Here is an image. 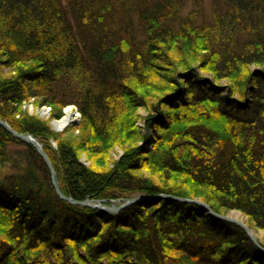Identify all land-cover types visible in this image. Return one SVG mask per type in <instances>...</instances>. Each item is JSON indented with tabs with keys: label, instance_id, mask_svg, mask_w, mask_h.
I'll use <instances>...</instances> for the list:
<instances>
[{
	"label": "trees",
	"instance_id": "16d2710c",
	"mask_svg": "<svg viewBox=\"0 0 264 264\" xmlns=\"http://www.w3.org/2000/svg\"><path fill=\"white\" fill-rule=\"evenodd\" d=\"M192 1L0 0V118L41 142L67 197L107 206L135 193L199 198L215 213L236 211L264 232V73L251 75L246 94L249 72L241 73L245 63L264 70V0H213L208 16L199 13L202 0ZM181 41L199 47L207 74L241 83L234 93L246 96L247 105L194 73L184 81L185 94L176 96L182 85L172 76L185 67L174 68L173 112L167 125L159 124L155 149L141 158L140 147L124 143L130 118L144 106L136 87L166 63L159 46ZM29 98L53 111L75 105L80 135L58 137L51 150L37 122L15 119ZM208 100L224 129L187 128L188 116ZM148 137L145 131L135 140ZM10 145L24 148L32 172L0 176V264H264V251L241 227L192 203L156 198L118 212L67 203L55 195L34 148L0 126V160ZM115 146L124 153L108 180L109 168H99ZM82 148L95 168L78 163ZM145 162L159 175L136 174Z\"/></svg>",
	"mask_w": 264,
	"mask_h": 264
},
{
	"label": "rangeland",
	"instance_id": "374dc122",
	"mask_svg": "<svg viewBox=\"0 0 264 264\" xmlns=\"http://www.w3.org/2000/svg\"><path fill=\"white\" fill-rule=\"evenodd\" d=\"M191 1L192 0H190V2ZM212 1L213 0H202V4H201L202 9L201 10L199 9L200 15H203V14L204 15L206 14V16L209 15V13L211 11L210 4ZM190 2H188V3H190ZM188 9L189 8H187V10ZM159 48H161V50L163 52V57L166 59V63H159L158 62L159 63V65H158L159 70H157V72H159V75H154L153 77H151L148 80L147 85L144 84L143 86L136 87V91H137L138 95L140 96V99L143 102L144 106L135 109L134 114L132 115V118L129 117L131 119V123L134 125H133V127L132 126L129 127V130H127V137H125V141H124V143L126 142V145L130 144L129 147H131L132 145H136V146L140 147L139 152L142 153L141 158H142V156H145L147 158L150 155V153L153 151V149H155V146H156V145H154L155 144L154 143L155 137L161 136L163 133V128H164V127L161 128L159 126L161 125V123H163L164 125H167L168 124L167 123V121H168L167 116L169 114H172V112H173L171 109V106L170 105L168 106V104L170 103L169 97H171L169 94L171 93L174 86L168 87V85L172 83V81H171L172 79H169L168 77L171 74H173L171 71L174 68H181L182 65L185 67V69L183 68L182 70L177 69L178 70L177 74L172 76V77L176 78V79H173V81L175 80V85L179 84V82L182 85L180 87L179 92L176 93V96H181V94H183V93L185 94L186 91H185L184 81H186L188 78H190L189 74L194 73L196 76H199L200 78H202V80H209L211 82V84L215 87L218 94L226 95V96L230 97L232 100H238L240 105H244L248 102L246 96L242 100L241 99L239 100L237 93H234V92L240 91L241 83L238 84L237 81L232 82L227 77L221 78V79H219V78L215 79L214 76H211L209 73L207 74V72H208L207 71V69H208V66H207L208 61L207 60L208 59H202L200 62H198V58H200V56H201V55L198 56L199 54H201L199 47L192 46V45L188 46V45H186L185 42L181 41L177 45L171 44V45L159 46ZM160 55H161V53H160ZM205 64H207L206 65L207 67H203V65H205ZM243 66H244V68L241 70V73H245V76L247 77V71L249 72L248 80H247L246 86H245V94H246L248 91L247 87H248V84L250 83V78H252L251 75L257 71L264 73V70L260 67H257L253 64H248V63L247 64L245 63V65H243ZM26 67H27V65L22 64V65H20L19 68L24 69ZM187 69H189V70H187ZM9 75H10V77L16 76V74L13 75V73H9ZM245 76L243 74L242 78H245ZM231 93L233 95H231ZM206 96H208V95H206ZM164 99H165V101H163ZM211 100L200 103L198 105L196 111H195V114H193V116L189 113L190 115L188 116L186 121L190 125L189 126L187 125V128L193 126L191 124H194V126H196L198 124H204V125L210 124V125L214 126L215 128H217L218 130H219V128H220V130L224 129V128H222L224 125L223 119H221L218 116V114L216 113L214 106L211 105L215 102L213 101V103H211L212 102ZM36 101H37V99H35V98L27 99L21 105V110L19 112L21 115L15 116V119L18 122H20V121H22L23 118L28 117V118H31L32 120H34L35 122H37L38 126L41 127L39 133L43 137L47 136L46 142L50 146L51 150L56 151L58 149V145H59L58 140H57L58 137L61 139H65V138H70V137L74 138V136L80 135L79 133H80V130L82 129L83 122H82V116H81L78 108L75 105L70 104V105H64L61 107L56 106L54 108V111H53L51 106H45L46 108H44V110L42 111L43 106L41 108L36 107ZM67 110H69V112H70V119L66 122V124L63 126V128L54 129L52 126L53 122L62 120L64 117H66ZM44 111L46 112V114L41 115V112H44ZM0 120L7 123L4 119L0 118ZM195 120H196V122H195ZM185 124L186 123L184 122V124L179 123V124L175 125V123H171V120H169V125L175 126L174 128L175 129L177 128L178 130L179 129L180 130L185 129L186 127L185 128L183 127V125H185ZM2 128L7 133H9L4 127H2ZM19 128H21L20 125H19ZM43 130H45V131L47 130L48 134H45ZM145 131H148V134H149V137L147 138L146 141L135 140L137 137V134L138 135H139V133L143 134V132H145ZM41 146L43 148L42 144H41ZM4 148H5V150H3V153H4V155H6V153H7V155L4 156V158H1V160H0V176L1 175H9V174L15 175V173H21L20 170L23 172L25 170H28V172H32L31 171L32 169H30L29 167L26 166V165H28V162L25 159L26 158L25 153H22V152H24L23 147H17L14 145L13 146L10 145L9 147L6 146ZM43 150H44V148H43ZM8 151L11 152L9 155H8ZM44 152H45V150H44ZM45 153L47 154L49 161H50V164H51V167L53 168V170L55 172L54 164H53L54 161L50 158V156L47 152H45ZM78 153H79L78 163H80L81 166H83L86 169L95 168L94 162L90 159L91 158L90 156L87 157V154L85 153L83 148L80 149V151ZM123 153H124V150L118 146H115L114 148H112L110 150V159H109L108 165L105 168H103V167L99 168V170L103 171V169H105L107 171V168H109L108 169V174H109L110 170L113 169V166L115 165V163L117 161H119V159L123 155ZM44 163H45V166H46L48 173L50 175V171L48 169V166H47L45 161H44ZM108 174H107V178L109 180L111 174H109V176H108ZM136 174L147 178V177L159 175V172L156 169L151 168L148 165V162L147 163L145 162L142 169L139 170L138 172H136ZM36 175H38V174L34 173V176H36ZM150 180H153V179L150 178ZM57 182H58V180H57ZM50 184H51L53 191L55 192L52 181H51V177H50ZM58 187L60 189L59 183H58ZM60 191H61V189H60ZM55 195L58 197V195L56 193H55ZM135 197H139L138 193H135L131 196V198H135ZM150 197H153V196H150ZM67 198H71V197H67ZM59 199H61V198H59ZM71 199H73V198H71ZM154 199H156V198H154ZM191 199L200 200L199 198H191ZM61 200L72 204L71 202L66 201L64 199H61ZM73 200H75V201L89 200V201H91V203H94V204L101 201V200L93 199L92 197H87L83 200H76V199H73ZM147 200H152V198L147 199ZM200 201L203 202L202 200H200ZM104 204H105V202H104ZM117 204H120V202H113L111 205H108V206L109 207L110 206H117ZM73 205H75V204H73ZM78 206H85V205H78ZM88 207H90V206H88ZM231 212H234L232 214L233 217H236L238 220H240L245 225H247V223L245 222L244 216L238 214V212L236 213V211H231ZM228 214H223V215H228ZM248 228L253 232V234L255 235V238L257 239V241L259 242L260 245L262 243H264V232L263 231L251 229L249 226H248Z\"/></svg>",
	"mask_w": 264,
	"mask_h": 264
},
{
	"label": "water",
	"instance_id": "95a60500",
	"mask_svg": "<svg viewBox=\"0 0 264 264\" xmlns=\"http://www.w3.org/2000/svg\"><path fill=\"white\" fill-rule=\"evenodd\" d=\"M0 126L4 127L11 135L16 137L18 140H20V141L32 146L35 149V151L37 152V154L43 159V161L46 162V164L48 166V169L50 171V177H51V181H52L55 193L61 199L69 201V202H71L72 204H75V205L90 206V207H93V208L104 210L105 212H118L119 210H121V209H123V208H125V207H127L129 205L139 204V203L143 202L144 200H147V199H150V198H152V199H154V198H166V199H169V200H176V201H180V202H183V203H192V204H195L197 206H200V207L204 208L207 211L208 214H210L211 216H213V217H215V218H217L219 220H222V221H225V222H229V223H232V224H235V225L241 227L247 233V235L250 238V240L260 250L264 251V249L261 247V245L259 244V242L255 238V235L253 234V232L248 228V226L245 225L240 220H238L236 217H233L232 214L234 212H231L228 215H221V214L215 213L214 211L211 210V208L206 203L201 202L198 199H194L193 200V199L180 198V197H174V196L160 194V195H155L153 197H150V196H139V197H135V198H129V199H126L123 203H121L118 206H110L109 207V206L104 204L103 200H101L98 203L94 204V203H91V201H89V200L75 201V200H73L71 198H67L66 196H64L60 192V189L58 187L56 174H55L53 168L51 167L49 158H48L47 154L44 152L41 144L31 135L19 134V133L15 132L14 130H12L10 128V126L7 123H5V122H3L1 120H0ZM238 214H240V213H238Z\"/></svg>",
	"mask_w": 264,
	"mask_h": 264
},
{
	"label": "bare ground",
	"instance_id": "6f19581e",
	"mask_svg": "<svg viewBox=\"0 0 264 264\" xmlns=\"http://www.w3.org/2000/svg\"><path fill=\"white\" fill-rule=\"evenodd\" d=\"M39 108H41V107H39ZM43 109H42V111L44 110V108H46L45 106H43L42 107ZM42 114H46V112L44 111V112H41V115ZM70 119V112H69V110H67V112H66V117H64L62 120H59V121H54L53 122V124H52V126H53V128L54 129H60V128H63V126L66 124V122L68 121ZM9 125V124H8ZM10 126V125H9ZM12 130H14L12 127H10ZM15 132H17L16 130H14ZM17 133H19V132H17ZM19 134H25V135H31V136H33L32 134H30V133H27V132H20ZM12 137L14 138V139H16V140H18L16 137H14L13 135H12ZM34 137V136H33ZM35 138V137H34ZM36 140H37V138H35ZM18 141H20V140H18ZM39 143H41L39 140H37ZM20 142H22V141H20ZM24 143V142H23ZM26 144V143H25ZM29 145V144H28ZM56 174V173H55ZM57 177V176H56ZM61 192V191H60ZM62 193V192H61ZM63 194V193H62ZM64 195V194H63ZM65 196V195H64ZM170 196V195H169Z\"/></svg>",
	"mask_w": 264,
	"mask_h": 264
}]
</instances>
